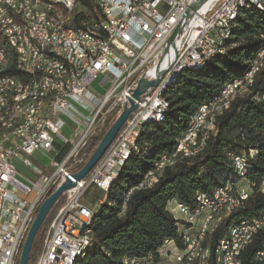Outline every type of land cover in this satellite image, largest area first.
<instances>
[{
	"label": "built area",
	"instance_id": "obj_1",
	"mask_svg": "<svg viewBox=\"0 0 264 264\" xmlns=\"http://www.w3.org/2000/svg\"><path fill=\"white\" fill-rule=\"evenodd\" d=\"M195 1L93 0L99 17L69 26L77 0H0V31L19 34L22 42L28 43L29 52L34 53L32 69L39 73V79L45 80L40 106L26 107L20 129L0 135V264H18L20 246L39 204L52 187L56 188L83 163V151L91 138L105 130L110 119L113 121L118 116L140 77L156 76V65L160 62L159 69L164 73L157 84L136 102L137 107L129 113L91 170L61 194L63 202L46 228L41 250L33 264H68V257L78 244L92 239L90 229L82 230V223L93 210L81 201L86 187L90 184L102 191L108 177L118 172V162L135 148L133 133L141 129V119L161 109L158 87L170 74L179 71V63H202L212 51L229 47L224 45L228 18L233 9L243 6V0H207L191 11L189 17H183ZM179 22L181 29L174 39L175 59L171 66H166L161 61L173 47L170 45L164 55L161 49ZM47 28H55L54 38L46 37ZM263 65L264 51L257 56L247 80L225 84L224 95L231 84L243 85L248 93ZM94 81L105 87L102 94L93 89ZM32 90H36V83ZM215 102H206L203 112ZM203 112L195 128L184 131L182 144L195 140L198 127H204ZM179 145L176 144L174 151ZM35 152L49 155L48 164L52 160L55 162L50 173L42 172L30 161L28 157ZM164 157L152 171L145 173V177L158 172ZM248 158L246 154V158L237 160ZM15 161L32 169L33 173L36 171L37 175L20 173ZM254 188L264 194V179L257 185L242 183L233 192H226V189H213L210 194L199 191V206L178 204V207L187 223L191 211H198L202 217L203 226L198 227L196 239L204 228L206 216L217 212L221 203H228L227 216L230 215L237 209L230 208V201L248 197V191ZM126 200L127 197L124 202ZM102 202L103 199L96 200L98 205ZM203 203H211L207 215H200ZM251 219L252 226L244 224L238 234L231 258L250 228H258L262 233L264 218ZM219 244L209 249L214 263ZM182 245L173 252V264H189L194 243H187L185 239ZM256 257L259 261L264 259L262 248L256 252ZM126 264L141 263L131 259Z\"/></svg>",
	"mask_w": 264,
	"mask_h": 264
},
{
	"label": "trees",
	"instance_id": "obj_2",
	"mask_svg": "<svg viewBox=\"0 0 264 264\" xmlns=\"http://www.w3.org/2000/svg\"><path fill=\"white\" fill-rule=\"evenodd\" d=\"M99 15L93 0H78L69 26H78L81 22L97 19ZM234 22L230 38L234 46L228 47L223 55L208 61L200 69H184L164 91L169 106L163 118L144 124L137 140L138 152L132 153L124 162L118 176L104 192L105 199L98 212L93 214L92 241L73 264H126L131 259L141 264H159L160 250L167 241H174L175 246L181 249L179 220L167 204L174 200L191 206L197 191L210 194L215 187L236 178L237 172L228 158L230 151H244L249 155L244 174L246 181L257 185L264 179L263 65L255 75L251 90L234 99L216 118L214 130L197 155L165 166L150 187L137 188L160 155L175 150L178 138L187 129L197 108L212 100L224 84L240 77L256 51L264 46V3L261 9L243 8ZM0 46L8 48L1 36ZM8 71L16 73L13 66ZM102 135L100 133L91 138L83 151V163ZM54 189L52 187L47 195ZM62 202L63 195L54 203L37 230L28 264L37 259L46 228ZM262 210L264 194L254 188L240 207L207 233L204 244L213 249L231 223L250 219ZM21 247L22 244L20 250ZM261 247V233L257 232L241 251L240 264H258L256 252ZM209 264H214L212 255Z\"/></svg>",
	"mask_w": 264,
	"mask_h": 264
},
{
	"label": "bare ground",
	"instance_id": "obj_3",
	"mask_svg": "<svg viewBox=\"0 0 264 264\" xmlns=\"http://www.w3.org/2000/svg\"><path fill=\"white\" fill-rule=\"evenodd\" d=\"M78 2V0H77ZM264 0H243V6H238L232 10L231 17L228 18L227 22V31L224 34V45L232 47L234 43L230 41L232 37V29L235 24L236 17L239 12L246 7H256L263 8ZM189 17V14L184 16ZM55 28L46 29V37L54 38ZM0 36L6 41L7 47L0 46V135L6 134L8 132L17 131L20 129L23 117L24 109L31 106H40L44 98V89H45V80L39 79V73L36 70L32 69V63L34 62V53L29 52L28 43L22 42L19 34H10L7 31H0ZM175 44L173 49H170L169 55L161 61L166 66H171L175 59ZM226 50L212 51L211 54L207 56L205 61L202 63L197 62H182L179 63V71L170 74L160 87H158V101L161 103V109H156V111L150 113L148 116H145L141 119V129L139 131H134L133 133V147L132 151L128 152L123 158L118 162V172L124 162L130 157L132 153L138 152L137 140L139 139L142 129L145 123L148 122H158L160 121L168 106L169 103L164 97V91L169 87L176 79V77L184 69H200L206 65V63L218 55H223ZM264 51V46L259 48L255 56L249 62L248 68L244 73L233 79L231 82H239L247 80V74L251 73L252 67L256 65V58L260 52ZM13 66L16 73H10L8 70ZM36 83V90H32ZM230 83V82H228ZM226 83V84H228ZM225 92V84L219 89L217 94L213 97L212 100L207 102H215L213 105L206 106L203 112V107L206 104H201L194 115L192 116L190 123L186 130L189 128H195V123L199 121V114L203 112L202 126L198 127V135L195 140L186 141L183 143V134L178 138L177 144H181L178 147V150L168 154L164 157L165 154L160 155L159 159L155 161L154 167L157 165V162L164 157V162L158 166V172L153 174H148L146 177L143 176L142 180L139 182L137 188H147L153 184L154 178L160 174L165 166L172 165L175 161L182 158H192L197 155L206 145L207 139L211 132L215 128L216 118L223 112L224 108L227 107L232 101L230 98H236L240 95L247 93V89H243V85L231 84ZM185 130V131H186ZM184 133V132H183ZM228 158L231 159L232 164L237 172V177L233 180H227L223 184L214 188V190L226 189V192H233L241 182H246L249 184H255L253 182L246 181L244 179V174L246 171L247 160L238 161L237 158H246V153L230 151L228 153ZM150 169L152 171L154 169ZM248 169V168H247ZM118 172L114 173V176H109L107 181L104 184L103 192H106L111 183L118 176ZM148 172V171H147ZM253 190L248 191V197H244L242 200L230 201V208H238L246 201ZM178 204H183L180 202L175 203V211L180 214L179 217V237L181 242L187 241V243H194L193 249L190 252L189 264H209L210 254L209 249H211L205 243L207 233L219 224L220 220H223L227 217L228 203H221L219 205L218 211L214 212L212 215L206 216L204 220V228H202L200 236H197L195 239V234H198V227L203 226V219L199 217L198 211L189 212V223L184 221V213L178 207ZM199 206V191L194 195L193 204L189 207ZM174 211V212H175ZM211 211V203H203L200 208V215H207ZM94 211L91 210L87 214V218L82 223V230H89L90 235L92 236L91 224L93 219ZM264 218V210L260 211L256 216L252 218ZM245 226H252V219H241L237 222H233L229 225L227 232L223 234L222 237L218 239L216 243H220L216 248V263L214 264H240V254L241 251L252 241L254 235L258 232V228H250L248 235L243 240V244H240L238 249L235 252H232L231 258V249L236 245L237 236L242 231V228ZM262 240V250H264V229L261 233ZM92 239L81 242L75 248V252L68 257V264H73L74 260L78 256H82L87 246L90 245ZM175 245L174 241H167L166 244ZM230 259V260H229ZM258 264H264V259L258 261Z\"/></svg>",
	"mask_w": 264,
	"mask_h": 264
},
{
	"label": "water",
	"instance_id": "obj_4",
	"mask_svg": "<svg viewBox=\"0 0 264 264\" xmlns=\"http://www.w3.org/2000/svg\"><path fill=\"white\" fill-rule=\"evenodd\" d=\"M207 0H196L192 3L187 11H185L184 16L188 15L191 11H195L197 8L201 6ZM181 29V22L174 28L172 33L166 39L161 49V55H164L168 52L170 45L174 46V39H176ZM160 62H157L156 65V76L154 78L140 77L137 85L130 94L127 96V101L124 103L120 113L118 116L112 121L109 127L106 129L104 134L102 135L99 143L90 154V156L86 159L83 165L75 172H72L69 176L65 178L63 182H61L49 195H47L42 202L39 204L36 215L31 221L26 235L24 237L22 247L19 253V261L18 264H28L29 254L31 250V246L36 235L37 230L39 229L41 223L49 213L50 209L54 205V203L58 200L64 190L73 186L76 181L83 178L95 165V163L102 156L104 151L110 145V143L115 138L117 132L120 130L125 120L127 119L129 113L133 111L137 107V101L140 97L151 87L155 86L161 76L164 73V70L159 69Z\"/></svg>",
	"mask_w": 264,
	"mask_h": 264
},
{
	"label": "rangeland",
	"instance_id": "obj_5",
	"mask_svg": "<svg viewBox=\"0 0 264 264\" xmlns=\"http://www.w3.org/2000/svg\"><path fill=\"white\" fill-rule=\"evenodd\" d=\"M92 87L93 89H95V91L97 92V94H102L105 91V87L102 86L101 84L98 83V81H94L92 83ZM111 119L108 122V126L111 123ZM106 130H103L101 133L104 134ZM30 159V161L42 172L44 173H50V171L53 169V166L55 164V162L52 160L49 164V155H47L46 153H40V152H35L33 155L28 157ZM15 166L17 168V170L20 173H24L27 174L29 176H33L37 175V172L30 169L27 166H24L23 164H21V162L19 161H15ZM244 184L245 182H241V184ZM97 199H105V193L103 191H99L97 188H95L92 185H88L81 197V201L83 203H85L86 205H88L90 208L93 209V211L96 213L99 210V205L96 203ZM173 215L175 216L176 219H180L179 217L180 214L178 212H173ZM178 216V217H176Z\"/></svg>",
	"mask_w": 264,
	"mask_h": 264
},
{
	"label": "crops",
	"instance_id": "obj_6",
	"mask_svg": "<svg viewBox=\"0 0 264 264\" xmlns=\"http://www.w3.org/2000/svg\"><path fill=\"white\" fill-rule=\"evenodd\" d=\"M175 203L176 201H170L167 204V208L172 212L175 211ZM175 217V216H174ZM178 217V216H176ZM177 247L173 244H166L161 250H160V262L159 264H173V252L176 250Z\"/></svg>",
	"mask_w": 264,
	"mask_h": 264
}]
</instances>
